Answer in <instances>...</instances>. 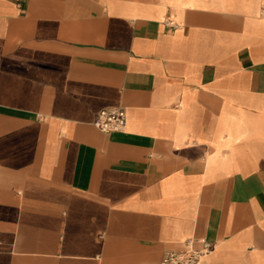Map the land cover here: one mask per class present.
<instances>
[{
    "label": "crops",
    "instance_id": "crops-1",
    "mask_svg": "<svg viewBox=\"0 0 264 264\" xmlns=\"http://www.w3.org/2000/svg\"><path fill=\"white\" fill-rule=\"evenodd\" d=\"M191 237L264 264V0H0V264Z\"/></svg>",
    "mask_w": 264,
    "mask_h": 264
},
{
    "label": "built area",
    "instance_id": "built-area-1",
    "mask_svg": "<svg viewBox=\"0 0 264 264\" xmlns=\"http://www.w3.org/2000/svg\"><path fill=\"white\" fill-rule=\"evenodd\" d=\"M95 125L104 132L124 131L127 125V112L124 107L102 109ZM213 243L205 238H188L184 247L167 250L159 264H199L213 250Z\"/></svg>",
    "mask_w": 264,
    "mask_h": 264
}]
</instances>
